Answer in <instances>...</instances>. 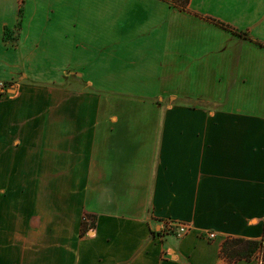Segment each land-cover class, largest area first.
<instances>
[{
	"label": "crops",
	"instance_id": "crops-1",
	"mask_svg": "<svg viewBox=\"0 0 264 264\" xmlns=\"http://www.w3.org/2000/svg\"><path fill=\"white\" fill-rule=\"evenodd\" d=\"M0 81V264H229L225 239L264 238V0H0Z\"/></svg>",
	"mask_w": 264,
	"mask_h": 264
},
{
	"label": "trees",
	"instance_id": "trees-1",
	"mask_svg": "<svg viewBox=\"0 0 264 264\" xmlns=\"http://www.w3.org/2000/svg\"><path fill=\"white\" fill-rule=\"evenodd\" d=\"M174 4L185 9L189 0H173ZM264 252V238L260 241L229 237L221 247V256L229 263L251 260L257 253Z\"/></svg>",
	"mask_w": 264,
	"mask_h": 264
},
{
	"label": "built area",
	"instance_id": "built-area-1",
	"mask_svg": "<svg viewBox=\"0 0 264 264\" xmlns=\"http://www.w3.org/2000/svg\"><path fill=\"white\" fill-rule=\"evenodd\" d=\"M6 89V85L3 81H0V96L4 95ZM83 220H86V217H83ZM190 230V227L185 223H178V222H172V221H163V223L159 226V231L163 235L167 234H173L177 238H180L184 235H186ZM208 239H214L215 235L214 233H208L207 234Z\"/></svg>",
	"mask_w": 264,
	"mask_h": 264
},
{
	"label": "rangeland",
	"instance_id": "rangeland-1",
	"mask_svg": "<svg viewBox=\"0 0 264 264\" xmlns=\"http://www.w3.org/2000/svg\"><path fill=\"white\" fill-rule=\"evenodd\" d=\"M106 1V3L107 4H109V0H105ZM121 2V1H120ZM105 4V3H104ZM123 18H125L124 16H123ZM125 19H122V21H124ZM114 23V22H113ZM8 33H9V31H7L5 34L6 35H8ZM11 35V34H10ZM79 37H80V35H79ZM81 48H83L82 50H84V49H90V48H93V47H85V45H83V46H80L79 47V49H81ZM96 48V47H95ZM99 48H101V47H99ZM98 47H97V49H99ZM105 52V51H104ZM96 56H99V59L100 58H102V56H104L105 57V53L104 54H102L101 52L100 53H94V55H93V58H96ZM96 59H98V58H96ZM5 83V85H6V87H8V83H6V82H4ZM5 95V94H4ZM3 96V95H2ZM2 96H0V98L2 97ZM83 223H84V220H83Z\"/></svg>",
	"mask_w": 264,
	"mask_h": 264
}]
</instances>
